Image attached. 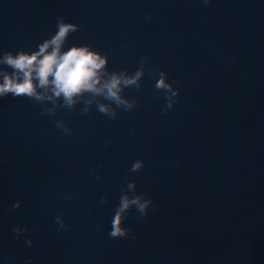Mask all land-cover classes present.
<instances>
[{
	"label": "water",
	"instance_id": "water-1",
	"mask_svg": "<svg viewBox=\"0 0 264 264\" xmlns=\"http://www.w3.org/2000/svg\"><path fill=\"white\" fill-rule=\"evenodd\" d=\"M58 16L80 26L67 47L90 44L110 71L148 56L178 102L165 114L151 71L115 120L95 105L52 116L0 99V264H264V0H0V53L35 50ZM128 181L153 206L147 219L133 208L132 237L113 239ZM13 226L29 229L31 247Z\"/></svg>",
	"mask_w": 264,
	"mask_h": 264
},
{
	"label": "clouds",
	"instance_id": "clouds-1",
	"mask_svg": "<svg viewBox=\"0 0 264 264\" xmlns=\"http://www.w3.org/2000/svg\"><path fill=\"white\" fill-rule=\"evenodd\" d=\"M210 2L211 0H202L204 5H209ZM145 19L150 21V14L146 13ZM55 27L56 31L38 43L35 50L0 53V99L8 96L25 97L42 106L41 115L52 116L61 109L74 111L77 105H82L80 113L86 115L95 105L100 114L115 120L120 111L131 112L137 107L136 98L127 97L125 90L134 88L140 91L146 72L151 71L159 77L154 88L166 100L165 114L178 102L179 89L169 82L167 72L150 67L148 56L141 58L140 65L134 72L127 69L110 71L109 56L90 44L66 46L69 37L80 30L78 24L58 16ZM55 123L65 135L73 134V129L62 119ZM143 167L144 161L137 159L131 164L130 171L137 173ZM90 174L100 178L96 169H91ZM120 191L121 196L108 232L113 239L132 237L131 229L125 226V222L133 208L141 218L147 219L149 209L153 206V201L147 198L146 193L137 192L135 181H128L126 186H121ZM64 198L70 197L66 195ZM98 203L106 204L108 198L101 197ZM19 207V201L13 204L14 209ZM63 217V212L57 214L55 222L58 230L67 231L68 226ZM12 232L17 239L23 236L28 247L32 246V239L26 235L29 229L13 226ZM25 264H31V258Z\"/></svg>",
	"mask_w": 264,
	"mask_h": 264
}]
</instances>
